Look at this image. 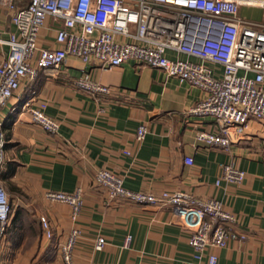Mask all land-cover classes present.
<instances>
[{
	"label": "crops",
	"instance_id": "1",
	"mask_svg": "<svg viewBox=\"0 0 264 264\" xmlns=\"http://www.w3.org/2000/svg\"><path fill=\"white\" fill-rule=\"evenodd\" d=\"M28 1L13 3L20 7ZM261 10L241 5L238 14L263 20ZM58 25V20L46 18L38 37L40 46L57 45ZM13 31L11 10L6 0H0V38ZM7 53L8 46L0 42V58ZM167 54L188 58L184 53ZM209 65L221 74L220 65ZM83 74L108 86L111 94L95 96L77 87L75 79ZM203 94L186 81L133 60L104 69L96 61L69 56L55 74L39 68L35 79L22 80L0 107V131L6 140L0 183L17 204L15 211L29 214L34 222L20 225L18 237L5 235L0 264H67L59 244L73 226L81 234L72 264H205L193 257L188 244L191 227L171 205L109 199L95 181L101 168L122 176L124 186L134 191H186L220 200L237 219L226 228L244 238L209 249L217 255V264H264V120L249 121L240 133L231 128L228 147L209 146L198 141L196 133L218 132L217 123L190 113ZM29 97L33 104L45 102V114L58 122L56 132L32 122L21 106ZM141 123L147 133L137 141L135 132ZM186 156L193 158L192 164L184 162ZM224 163L245 171L242 182L219 180ZM76 187L82 188L83 205L74 223L68 204L48 201L44 194L71 192ZM41 216L49 223L51 238L44 235ZM98 236L105 240L101 249L94 248Z\"/></svg>",
	"mask_w": 264,
	"mask_h": 264
},
{
	"label": "built area",
	"instance_id": "2",
	"mask_svg": "<svg viewBox=\"0 0 264 264\" xmlns=\"http://www.w3.org/2000/svg\"><path fill=\"white\" fill-rule=\"evenodd\" d=\"M15 31L0 38L8 53L0 58V107L6 105L22 80H33L39 68L53 75L69 56L84 62L96 61L111 69L127 60L156 67L168 77L186 81L204 94L190 113L211 117L218 132L200 130L196 139L209 146L228 147L229 130L241 132L251 120H264V19L253 20L238 14L241 5L264 8V0H29L17 7L6 0ZM47 17L59 21L54 47L38 44L40 30ZM184 53L188 58L170 57ZM209 63L222 67L215 74ZM75 85L95 96H109L111 89L83 74ZM30 97L22 103L32 122L48 132H56L58 122L46 115L45 102L36 104ZM147 126L139 124L135 138L141 141ZM6 140L0 131V166L6 156ZM128 152V151H127ZM186 164L193 158L186 156ZM245 171L224 163L219 180L240 183ZM96 183L109 199L122 198L137 204L171 205L191 227L188 244L193 257L205 264H217L211 248L225 247L232 238H244L226 225L236 223V216L216 198H201L186 191H162L153 194L134 191L123 184L119 174L98 169ZM218 182V180H217ZM48 201L70 206V219L76 222L82 209V188L73 191L45 192ZM10 213L9 195L0 183V252ZM44 235L52 233L47 219L40 217ZM81 231L73 226L59 244L62 259L72 264V252ZM130 236L126 237V244ZM104 237L98 236L95 249H101Z\"/></svg>",
	"mask_w": 264,
	"mask_h": 264
},
{
	"label": "trees",
	"instance_id": "3",
	"mask_svg": "<svg viewBox=\"0 0 264 264\" xmlns=\"http://www.w3.org/2000/svg\"><path fill=\"white\" fill-rule=\"evenodd\" d=\"M34 217H31L29 214L27 213H15L13 214L12 216L10 215L9 213V220H8V225H7V228H6V232H5V235H9V236H16L18 237L19 235V232H18V229H19V226H23L25 221L27 222L28 220H31L32 222L33 221ZM27 222L28 224H30V222ZM40 223H41V220H40ZM27 224V227H29L30 225ZM42 226V224H41ZM22 234V232H21Z\"/></svg>",
	"mask_w": 264,
	"mask_h": 264
},
{
	"label": "rangeland",
	"instance_id": "4",
	"mask_svg": "<svg viewBox=\"0 0 264 264\" xmlns=\"http://www.w3.org/2000/svg\"><path fill=\"white\" fill-rule=\"evenodd\" d=\"M259 15H262L261 17H264V10H261L259 12ZM9 200H10V215L12 216L14 214V212H16L15 210H18V207H17V204L15 203V201H13L11 195L9 196ZM2 242H3V240H2Z\"/></svg>",
	"mask_w": 264,
	"mask_h": 264
}]
</instances>
